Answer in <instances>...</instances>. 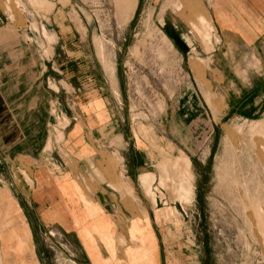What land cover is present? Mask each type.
Listing matches in <instances>:
<instances>
[{"label":"rangeland","instance_id":"1","mask_svg":"<svg viewBox=\"0 0 264 264\" xmlns=\"http://www.w3.org/2000/svg\"><path fill=\"white\" fill-rule=\"evenodd\" d=\"M213 4L0 0V84L27 102V113H13L19 124L47 117L53 141L63 142L68 120L42 93L47 62L74 60L83 77L71 84L83 85L87 103L93 106L100 93L107 99L104 126L92 134L105 142L104 160L89 162L83 178L89 193L108 185L120 199L117 211L130 243L118 235L117 264H264V98L230 96L252 82L246 65L236 67L243 82L230 87L224 81ZM168 23L185 42L184 52L167 38ZM64 40L69 48L60 49ZM225 72L232 77L229 68ZM47 74L63 76L50 69ZM123 157L140 159L139 180L125 178ZM45 163L51 172L63 171ZM32 164L6 159L0 146V191L13 193ZM36 247L46 264L79 263L55 228L42 230Z\"/></svg>","mask_w":264,"mask_h":264},{"label":"crops","instance_id":"2","mask_svg":"<svg viewBox=\"0 0 264 264\" xmlns=\"http://www.w3.org/2000/svg\"><path fill=\"white\" fill-rule=\"evenodd\" d=\"M210 17L223 47L224 81L229 82L230 87L243 82L242 76L235 75L236 67L246 65V80L252 82L248 90L240 84L236 94L232 92L230 96L264 98V0H214ZM172 25H166L167 38L178 52H184L187 46ZM67 47L64 40L60 49ZM213 57L217 64L216 54ZM228 68L232 74L229 79L225 74ZM48 69L63 76L52 74L51 77L47 74ZM82 74L71 59L62 65L55 60L41 67V82L45 84L43 96L54 101L58 113L68 120L60 146L49 134L47 117L45 122L39 118L44 124L31 120L19 124L13 113H27V102L9 96L0 84V146L5 150L6 159L33 163L25 169L27 179L22 178L21 185L13 193L0 191V249L5 264H46L36 241L42 230L51 228L63 234L65 246L80 257L78 264H117L120 257L118 235L122 233L125 241L130 243L128 228H122L120 224L122 218L117 211L121 208L120 199L115 190L104 184V188L98 186L89 193L83 178L91 169L89 162L95 165L104 160L105 142L94 139L92 134L94 128L104 126L100 120L107 114L108 102L100 93L93 106L87 103L83 85L74 87L71 84L72 80L81 82ZM52 83L55 90L49 86ZM39 85L38 82V89ZM35 129L39 130L37 133L41 132L40 137L33 133ZM118 136L120 144H128L121 133ZM111 143L112 138H109L106 144ZM59 149L66 158L61 156ZM46 161L58 163L63 171L51 172ZM122 161L129 183L132 176L139 180L144 173L140 171V159L132 158L130 163L123 157ZM124 220H130V217ZM3 224L5 228L1 229Z\"/></svg>","mask_w":264,"mask_h":264}]
</instances>
